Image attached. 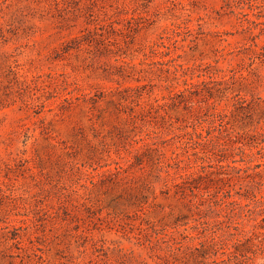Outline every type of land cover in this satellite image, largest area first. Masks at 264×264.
I'll list each match as a JSON object with an SVG mask.
<instances>
[{"label": "rangeland", "instance_id": "rangeland-1", "mask_svg": "<svg viewBox=\"0 0 264 264\" xmlns=\"http://www.w3.org/2000/svg\"><path fill=\"white\" fill-rule=\"evenodd\" d=\"M244 26L222 0H0V264H235L241 230L257 250L264 213L220 201L239 198L234 171L205 167L181 197L166 184L184 170L133 158L150 130L163 160L178 127L215 135V107L253 143L264 200V64ZM185 80L220 85L171 106Z\"/></svg>", "mask_w": 264, "mask_h": 264}, {"label": "trees", "instance_id": "trees-1", "mask_svg": "<svg viewBox=\"0 0 264 264\" xmlns=\"http://www.w3.org/2000/svg\"><path fill=\"white\" fill-rule=\"evenodd\" d=\"M222 1L231 9V13L235 15L242 26H244L245 22L247 24L242 30L249 35L250 40L253 42V48L250 47L252 52L250 59H258L260 63L264 64V45L260 46L256 42L257 39L264 36V0ZM251 16H254L255 19H250ZM256 30H258L257 33L255 32ZM193 78L194 77H192L191 80H193ZM213 82L220 85L219 82L213 80L197 82L185 80V88L178 89L171 93L168 96V100L171 102V106L176 107L185 102L186 107H189L187 104H193L194 102L193 96H198L197 93H199V91L197 89L200 86H206L208 83ZM163 106L164 105L161 104L158 105V107ZM221 116V112L215 107H212L209 127L212 128V131L216 132L215 135H212L211 130H208L205 126L197 127L194 125L191 131L188 130L187 127H178V129L182 131L181 134L178 135L180 138L179 145L171 152L170 156L165 157V160L162 159V155H164L162 152L165 147L162 143L158 142L159 133L158 131L150 130L136 141V143L140 145L134 149L133 158L135 161L140 162L144 156L151 154L154 156L155 153L156 164L160 165L165 161L166 166L164 167L166 168H173L175 165L179 170H184L182 174L179 173L178 177L174 178L176 181L173 182L172 185L169 186L166 184V186H168L166 191L174 190V194L181 197L195 196L196 192H201L199 183L204 179L205 167L222 168L225 166L235 172V178H228L230 180H236L242 191L236 192L239 197L238 199L231 194L222 196L220 199L222 205H233L236 208L238 207L244 210L247 218H250L256 211L264 213V200L258 199L256 193L259 190L260 184L254 179L255 176L259 175V172L254 171L253 173H249V171L258 170L260 165H248V163H245V157L251 155L247 150H251L254 145L252 142L232 139L231 133L227 130L226 123L221 121ZM227 136L229 137L227 138ZM177 150L184 151L186 154L185 159H181ZM218 154H221L222 157H216ZM236 156H239L240 159H235ZM200 160L201 163H199ZM229 160H231V162H229ZM224 161L226 162L225 165L223 164ZM181 163L184 164L183 167H180ZM237 164L240 165L238 166ZM166 173L169 175V171H166ZM204 189L205 188H202V191ZM244 201H246V203H244ZM262 222H264V216ZM259 228L264 230V225L261 224ZM240 234L243 240H238L234 249H228V260H235L238 262L235 264H249V262L254 264L252 260L256 259L258 254L261 256V259L264 260V238L261 240L257 250L248 248L246 253H244L238 251L237 244L244 240L245 243L249 241L250 231L241 230ZM247 253H251L252 256L246 255Z\"/></svg>", "mask_w": 264, "mask_h": 264}]
</instances>
